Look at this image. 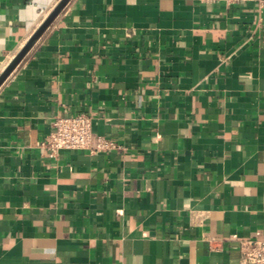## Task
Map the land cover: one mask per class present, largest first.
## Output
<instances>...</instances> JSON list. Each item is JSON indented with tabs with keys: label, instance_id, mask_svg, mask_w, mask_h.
Segmentation results:
<instances>
[{
	"label": "crops",
	"instance_id": "0c3cea01",
	"mask_svg": "<svg viewBox=\"0 0 264 264\" xmlns=\"http://www.w3.org/2000/svg\"><path fill=\"white\" fill-rule=\"evenodd\" d=\"M59 1L0 0V74ZM78 113L116 146L49 157ZM246 238L264 239V0H70L0 86V264H245Z\"/></svg>",
	"mask_w": 264,
	"mask_h": 264
},
{
	"label": "built area",
	"instance_id": "2783aa9c",
	"mask_svg": "<svg viewBox=\"0 0 264 264\" xmlns=\"http://www.w3.org/2000/svg\"><path fill=\"white\" fill-rule=\"evenodd\" d=\"M211 3H245L263 0H200ZM94 119L87 113L58 115L53 121V128L41 142V148L49 157H56L62 150H78L92 148L96 152H104L116 146V142L108 137L100 136L95 146L92 145ZM212 239L210 236H206ZM242 260L245 264H264V239L246 238L241 242Z\"/></svg>",
	"mask_w": 264,
	"mask_h": 264
},
{
	"label": "water",
	"instance_id": "95a60500",
	"mask_svg": "<svg viewBox=\"0 0 264 264\" xmlns=\"http://www.w3.org/2000/svg\"><path fill=\"white\" fill-rule=\"evenodd\" d=\"M70 0H60L46 19L41 23V25L36 29L32 36L28 39L25 45L20 49V51L14 56L10 63L5 67V69L0 74V86L8 78V76L13 72V70L20 64L27 53L31 50L37 40L41 35L47 30V28L52 24L56 17L61 13L64 7L68 4Z\"/></svg>",
	"mask_w": 264,
	"mask_h": 264
}]
</instances>
